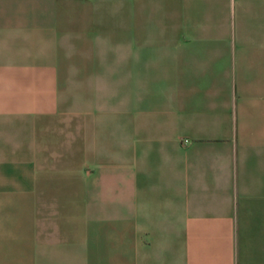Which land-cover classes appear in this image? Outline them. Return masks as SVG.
<instances>
[{
	"label": "crops",
	"instance_id": "crops-1",
	"mask_svg": "<svg viewBox=\"0 0 264 264\" xmlns=\"http://www.w3.org/2000/svg\"><path fill=\"white\" fill-rule=\"evenodd\" d=\"M0 264H264V0H0Z\"/></svg>",
	"mask_w": 264,
	"mask_h": 264
}]
</instances>
